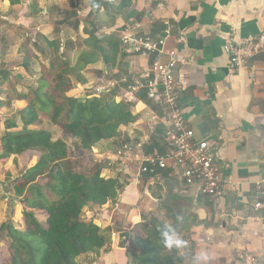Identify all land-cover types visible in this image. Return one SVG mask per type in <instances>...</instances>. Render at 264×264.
I'll return each mask as SVG.
<instances>
[{"label":"crops","instance_id":"1","mask_svg":"<svg viewBox=\"0 0 264 264\" xmlns=\"http://www.w3.org/2000/svg\"><path fill=\"white\" fill-rule=\"evenodd\" d=\"M108 2L117 4L119 0ZM24 5L28 11L29 0ZM39 6L42 8L39 16H28L24 11L11 25L22 32V42L17 48V68L22 73H16L15 77L32 79L34 84L41 66L47 65L46 39L59 37V52L75 64L84 50L83 40L88 37L85 30L93 26L98 33H115L120 38L119 30L125 23L140 22V35L166 37V47L174 49L178 57L174 76L180 86L183 117L195 140L208 141L228 182L213 198L199 194L196 203L192 198L175 196L173 209L158 208L150 212L147 219L156 215L164 219L168 215L166 208L177 215V222L189 216L192 222L189 231L180 232L189 242V248L184 250L189 255L180 253V264H191V255L201 253L207 254V264H238L233 255L237 249L253 253L259 264H264V224L254 219L257 212L253 208L258 199L256 183L264 177V50L233 68L231 54L224 50L228 42L251 44L264 36V0H132V6L123 14L116 15L110 8L102 7L90 18L89 0H40ZM166 21L171 25L168 33ZM23 43L25 48L21 46ZM24 49L32 56L28 63L22 59ZM156 59V56L142 58L131 54L120 43L112 69L106 68L100 60L81 71L82 84H77L69 96L94 93L96 88L113 90L116 101L125 99L133 104L135 116L133 123L120 128L117 138L100 142L91 149L93 161L102 162L123 142H142L144 153L165 149L166 126L161 121L164 108L141 97L143 92L126 91L128 83L146 79L150 64ZM160 60L164 61L165 57ZM3 77L8 74H0V82ZM35 87L36 84L16 90L26 92ZM152 114L157 119H152ZM120 174L102 170L104 177ZM126 178L127 185L116 201L84 210L100 229H110V244L97 257L90 256L93 257L91 264H129L126 251L123 254L113 248L128 232V250L136 249L132 244V231L140 220L139 217L132 219L128 229L130 212L136 211L147 196L154 200L164 196L161 182L173 181L165 173L156 177ZM194 187L192 190L196 191ZM167 222L171 220L168 218Z\"/></svg>","mask_w":264,"mask_h":264},{"label":"trees","instance_id":"2","mask_svg":"<svg viewBox=\"0 0 264 264\" xmlns=\"http://www.w3.org/2000/svg\"><path fill=\"white\" fill-rule=\"evenodd\" d=\"M5 1L10 6L21 3V0ZM89 1V18L102 7L120 15L132 6V0H119L117 4H109L108 0ZM39 2L29 0L28 16L41 14ZM93 3L97 7L93 8ZM76 10L77 7L73 14ZM85 31L88 37L83 40L84 50L75 64L59 52V37L45 40L47 65L41 66L35 88L17 91L16 83L8 77L0 82V86L3 82L7 84L0 92V107H9L14 101L26 102L22 110L4 123L0 165L6 164L10 156L38 155L32 166L24 168L16 178L7 179L5 192L9 193V202L18 201L22 205L23 226L15 228L11 220L1 224L0 230L6 231L8 239L1 264H78L80 257H97L111 242L110 229H100L86 219L84 210L116 201L127 185L128 176L104 177L102 162L90 159L91 167L80 162L100 142L117 138L120 128L133 123L135 116L133 104L125 99L116 101L113 90L98 95L86 92L84 98L68 95L77 84H82L80 73L85 67L101 60L106 68L112 69L120 50L121 41L115 33H98L94 26ZM21 46L25 48L24 43ZM31 57L24 49V62L28 63ZM54 129L59 131L60 138L55 137ZM66 140H71L72 145L68 146ZM72 151L79 153L80 160L71 159ZM166 209L168 215L164 219L151 216L134 226L132 242L136 249L128 254L129 264L182 262L180 253L163 247L158 228L169 223V218L179 232H188L192 222L189 216L177 222V215ZM36 212L45 214L44 223L38 220Z\"/></svg>","mask_w":264,"mask_h":264},{"label":"built area","instance_id":"3","mask_svg":"<svg viewBox=\"0 0 264 264\" xmlns=\"http://www.w3.org/2000/svg\"><path fill=\"white\" fill-rule=\"evenodd\" d=\"M166 32L171 29L170 23L164 22ZM140 22H127L119 30L120 41L125 51L149 58L157 59L150 64L146 79H135L126 85L129 93L143 92L147 100L164 108L161 121L165 124L164 147L162 152L144 153L143 144L123 142L102 160L105 169L113 170L128 177H156L163 173L168 178L178 181L182 187L197 184L199 194L213 198L217 196L222 186L228 182L221 173L217 157L210 149L208 141L195 140L193 131L187 126L183 117L180 86L175 79L174 70L178 61L174 49L166 47V37L140 35ZM224 50L231 54V67L241 65L245 59L252 58L264 50V36L257 38L255 43L228 42ZM165 57L164 61L160 58ZM251 69H254L251 67ZM262 92L264 102V67L262 69ZM103 88H96L95 94H100ZM152 119H157L154 114ZM264 177L256 183L258 199L253 204L256 210L254 219L264 224ZM238 264H259L257 257L245 250L233 252Z\"/></svg>","mask_w":264,"mask_h":264},{"label":"rangeland","instance_id":"4","mask_svg":"<svg viewBox=\"0 0 264 264\" xmlns=\"http://www.w3.org/2000/svg\"><path fill=\"white\" fill-rule=\"evenodd\" d=\"M26 0H21V3L16 6H10L8 1L0 0V74L5 76L8 74L11 82L16 83V89H24V86L34 87L32 79H18L15 77L16 73H22V70L18 67V53L17 48L21 44V34L22 32L19 28L11 27L13 22H15L19 14L26 11L24 2ZM28 11H26L27 13ZM7 51V52H6ZM2 55V57H1ZM4 62V63H3ZM6 84L0 87V92L6 89ZM95 87V84L93 88ZM91 92V91H89ZM82 95V94H81ZM2 95L0 94V100ZM25 106V102H13L9 107H0V136L4 134V123L13 114L19 112ZM20 125V122H19ZM54 135L56 138H60L59 131L54 129ZM68 146L72 145L71 140H66ZM79 153L72 151V160L79 159ZM90 153L86 156L81 157V164L91 167V162L89 161ZM38 155L36 153H27L22 156H10L6 164L0 165V226L2 223L11 220L13 226L18 229H22L23 219L21 215L22 205L18 201L9 202V193L5 192L7 187V179L16 178L24 168L30 167L37 160ZM42 182V181H41ZM36 216L41 223L45 221V214L42 212H36ZM161 216V215H160ZM84 217L89 219L84 212ZM157 219H160L159 215H156ZM6 231L0 230V264L2 263V258L4 257V246L8 243V239L5 236ZM133 241V239H132ZM132 243V242H131ZM133 244V243H132ZM93 257H80L78 259V264H89L91 263Z\"/></svg>","mask_w":264,"mask_h":264},{"label":"water","instance_id":"5","mask_svg":"<svg viewBox=\"0 0 264 264\" xmlns=\"http://www.w3.org/2000/svg\"><path fill=\"white\" fill-rule=\"evenodd\" d=\"M77 97L84 98L85 95H79ZM161 185L163 186L164 189V193H165L164 196H162L157 200L151 199L148 196L145 197V199L140 202L139 206L137 207V210L130 212V215L132 216L130 217V223L127 224L128 229L130 228L132 219L134 218L138 219L139 217L140 221L138 223H143L145 222L150 212L155 211L161 207L172 208L173 197L175 196L192 198L193 203H196L197 197L199 196V186L197 184L184 188L181 186V184L178 181L173 180L171 182L162 181ZM193 186H195L194 188H196V191H194V189L192 190ZM124 236L125 239L122 242L120 241V244L115 243L113 248V250L115 249L120 250L119 252H122L123 254L126 251L127 243L129 241L128 232Z\"/></svg>","mask_w":264,"mask_h":264},{"label":"clouds","instance_id":"6","mask_svg":"<svg viewBox=\"0 0 264 264\" xmlns=\"http://www.w3.org/2000/svg\"><path fill=\"white\" fill-rule=\"evenodd\" d=\"M93 8L97 7L95 3L92 5ZM159 239L161 244L168 251H176L183 255H189L185 252V249L189 248V242L180 234L174 223H164L158 228ZM208 256L206 253L199 255H191V264H207Z\"/></svg>","mask_w":264,"mask_h":264},{"label":"flooded vegetation","instance_id":"7","mask_svg":"<svg viewBox=\"0 0 264 264\" xmlns=\"http://www.w3.org/2000/svg\"><path fill=\"white\" fill-rule=\"evenodd\" d=\"M135 204H137V203H135ZM129 245H130V244H127V250H126V255H127V257H128V254L131 252V251L128 250Z\"/></svg>","mask_w":264,"mask_h":264}]
</instances>
